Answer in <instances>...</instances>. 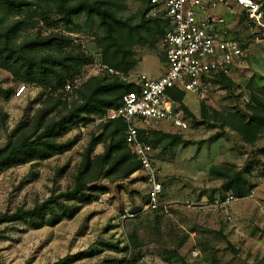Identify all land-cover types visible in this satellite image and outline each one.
<instances>
[{
  "label": "rangeland",
  "instance_id": "obj_1",
  "mask_svg": "<svg viewBox=\"0 0 264 264\" xmlns=\"http://www.w3.org/2000/svg\"><path fill=\"white\" fill-rule=\"evenodd\" d=\"M19 1L29 4L12 10L0 7L1 32L12 34V27L19 23L14 33L16 44L12 43L16 50L55 35L70 41L61 50L55 47L36 51L30 57L85 54L94 62L73 81L67 79L71 90L56 93L20 81L0 68V150L22 135L32 134L44 110L54 108L46 122L61 120L80 101L76 90L90 79L110 77L96 73L97 66L108 65L104 62V45L100 42L103 31L98 18L83 14L67 28L57 22L54 8L51 11L39 3L32 5L34 0ZM227 1L229 7H223L222 13L228 37L246 50L247 65L234 71L230 79L233 85L221 80L219 89L206 98L186 95L182 107L189 122L187 131L178 132L167 123L158 127L142 125V132L154 137L164 188L160 209L122 222L125 211L140 212L147 205L150 189L143 173L124 179L118 171L113 177L89 183L85 198L55 206L42 227L28 219L0 225V264H125L130 254L137 264H264V135L248 145L224 122L230 116L249 114L247 105L252 95L264 99V13L257 23L247 12L235 8L237 0ZM115 2L126 8L119 9L120 17L133 26L142 25L133 48L137 66L129 72L126 82L133 84L143 71L163 73L166 59L161 44L165 24L145 21L147 0ZM23 53L27 56L26 49ZM23 85L27 91L17 97ZM59 99L69 108L65 109ZM185 108L195 117L190 118ZM204 108L208 114L205 119ZM90 117L91 121L84 116L79 125L58 138L60 146L74 142L67 151L0 170V215L13 214L21 208L33 210L51 197L75 189L86 161L106 154L111 142L102 127L110 121L99 122L101 115ZM155 132L180 138V144L171 147L167 140H157ZM100 137L102 142L92 148ZM214 169L240 174L250 195L237 198L227 191L226 181L212 174ZM107 170L105 167L104 172ZM229 195L238 200L215 206L217 200L224 201ZM88 197L92 200L87 201ZM69 208H80L73 219L65 215Z\"/></svg>",
  "mask_w": 264,
  "mask_h": 264
},
{
  "label": "trees",
  "instance_id": "obj_2",
  "mask_svg": "<svg viewBox=\"0 0 264 264\" xmlns=\"http://www.w3.org/2000/svg\"><path fill=\"white\" fill-rule=\"evenodd\" d=\"M37 3L44 5L47 9L50 8L51 11L54 8V12L59 17L57 22L63 23L67 28L75 24L76 17L83 14L89 18H98L103 31L100 42L104 45V62L118 70L124 77H127L129 72L137 66L133 48L140 37L142 25L133 26L128 20L120 17L119 9L126 8L118 5L115 0H34L32 5ZM27 4L29 3L19 0H0V7H8L10 10ZM18 24L12 27V34L10 32L6 34L4 31L1 32L2 19H0V68L10 72L16 79L56 93L59 90H65L70 85L67 84L68 78L73 81L81 74L85 66L94 62L85 54L64 53L60 56L49 54L30 57L36 51L51 50L55 47L61 50L70 41L55 35L40 38L23 49L16 50L12 43L16 40ZM25 49L29 57L26 56V52L23 53ZM222 80L233 85L229 79ZM132 89L134 85L123 81L121 76L90 79L76 90L80 101L74 103L68 114L61 120L46 122L54 108L44 110L40 113L32 134L22 135L16 142L0 150V170H9L17 164H29L49 159L67 151L74 145V142L60 146L57 144L58 138L64 136L72 126L79 125L84 116L90 120L92 115H102L107 109L119 108L123 95ZM173 97L184 107V93L175 92ZM59 103L64 105L65 109L69 108V104L60 99ZM185 110L190 118L195 117L186 108ZM247 110L249 114L230 116L224 118V122L228 128L238 133L246 144L253 145L264 135V99L259 95H252V101L247 105ZM202 116L204 119L208 118L205 108ZM102 127L104 134L111 141L106 154L98 156L95 160L89 158L86 161L74 190L53 196L33 210L21 208L13 214H2L0 225L28 219L37 227H42L44 225L42 221L48 213L51 214L54 211L55 206L61 202L85 198L89 183L104 176L113 177L118 171L122 178L129 179L140 171L141 165L125 142L123 123L110 121ZM154 136L160 141L167 140L171 147L178 146L181 141L180 138L160 132H155ZM101 142L102 137L93 142L92 148ZM153 144L155 146L154 140ZM105 167H108L106 172H104ZM212 174L224 179L225 189L237 198L250 195L251 190L247 188L240 174L231 175L229 170L221 169L212 170ZM91 200V197H88L87 201ZM79 209L69 208L65 213L66 217L73 219ZM132 261L137 262L138 260L134 258Z\"/></svg>",
  "mask_w": 264,
  "mask_h": 264
},
{
  "label": "built area",
  "instance_id": "obj_3",
  "mask_svg": "<svg viewBox=\"0 0 264 264\" xmlns=\"http://www.w3.org/2000/svg\"><path fill=\"white\" fill-rule=\"evenodd\" d=\"M223 7H229L227 0H147L144 19L160 21L166 26L161 44L166 59L164 74L158 79L139 74L133 83L134 89L123 95L121 106L107 109L99 119V122L123 123L125 142L141 165L137 173L145 175L150 189L147 205L140 212L125 211L121 215L122 222L160 209L164 188L153 135L144 134L142 125L149 123L158 127L167 123L178 132L187 131V116L182 103L173 94L181 92L185 97L192 94L206 98L219 89L222 79L230 80L234 71L247 65L246 50L238 41L228 37ZM263 7L264 1L260 0H237L235 5L257 23L263 18ZM261 39L257 38V41H263ZM97 67L96 73L100 76H121L126 81L127 77L106 64ZM66 89L71 90V85ZM26 91L27 87L23 85L16 96L22 97ZM237 200L234 195H229L224 201L217 200L215 206L223 207ZM194 256L197 257L198 253L194 252ZM125 264L137 262L132 261L130 254Z\"/></svg>",
  "mask_w": 264,
  "mask_h": 264
},
{
  "label": "crops",
  "instance_id": "obj_4",
  "mask_svg": "<svg viewBox=\"0 0 264 264\" xmlns=\"http://www.w3.org/2000/svg\"><path fill=\"white\" fill-rule=\"evenodd\" d=\"M141 74H147L148 76H150V77H152V78H154V79H158V78H160L163 74H164V72L163 73H161V74H155V73H153L152 71L150 72H148V71H143Z\"/></svg>",
  "mask_w": 264,
  "mask_h": 264
}]
</instances>
